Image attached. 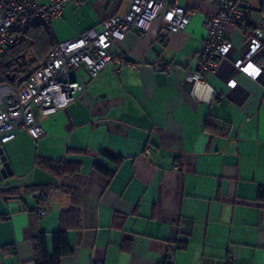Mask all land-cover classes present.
<instances>
[{
    "label": "crops",
    "instance_id": "obj_1",
    "mask_svg": "<svg viewBox=\"0 0 264 264\" xmlns=\"http://www.w3.org/2000/svg\"><path fill=\"white\" fill-rule=\"evenodd\" d=\"M161 1L193 11L183 32L155 21L142 37L114 41L113 57L135 69L112 62L93 80L81 72L86 88L66 108L35 110L41 136L19 131L2 147L12 176L0 175V264H33L40 234L51 254L59 230L72 249L60 264H160L166 256L171 264H264V87L223 60L218 73L189 83L217 0ZM242 5L258 18L260 0ZM125 10L124 0L66 4L60 18L77 28L61 41L52 30L64 42ZM225 38L244 41L232 26ZM10 90L0 85V106ZM38 157L80 170L57 177L36 166Z\"/></svg>",
    "mask_w": 264,
    "mask_h": 264
},
{
    "label": "built area",
    "instance_id": "obj_2",
    "mask_svg": "<svg viewBox=\"0 0 264 264\" xmlns=\"http://www.w3.org/2000/svg\"><path fill=\"white\" fill-rule=\"evenodd\" d=\"M109 4L114 0H101ZM245 0H217V12L203 22L207 39L200 51L198 71L189 75L188 82L199 85L208 73H218L220 62L244 72L264 87V10L254 13L243 7ZM123 14L104 19L99 29H91L64 42H58L45 62L26 77L25 82L5 94L0 106V147L14 140L16 133L25 131L37 138L43 129L35 120V110L52 115L68 106L74 95L86 88V80H93L112 62L136 67L123 57L114 58L110 52L113 42L129 33L142 37L153 22L160 21L172 34L183 32L193 11L177 2L161 0H124ZM71 3L81 9L86 0H0V56L7 48L18 45L29 28L52 24L60 18L64 6ZM232 26L244 37L239 47L225 38ZM168 72H172L168 70ZM2 161L0 158V169ZM36 215L43 217L46 210L38 208ZM175 249H172L174 251ZM171 262L173 256H166Z\"/></svg>",
    "mask_w": 264,
    "mask_h": 264
},
{
    "label": "trees",
    "instance_id": "obj_3",
    "mask_svg": "<svg viewBox=\"0 0 264 264\" xmlns=\"http://www.w3.org/2000/svg\"><path fill=\"white\" fill-rule=\"evenodd\" d=\"M261 9L264 10V0H260ZM58 41L52 30V24L39 25L28 29L24 39L16 46L7 48L0 56V85H7L12 90L21 86L28 74L41 66L50 51L57 45ZM21 55H24L21 57ZM210 129L209 127H206ZM213 129V128H212ZM104 156L112 163L118 164L121 160L109 154ZM36 166L46 170L57 177L73 175L79 172L80 163L66 162L64 160H50L36 158ZM94 170L104 177H113V172L107 168L95 164ZM257 200L264 202V188H260L257 193ZM33 264H60L63 257L72 253L68 242L66 231L59 230L52 235V253L47 250V237L40 234L33 239ZM160 264H171L167 257Z\"/></svg>",
    "mask_w": 264,
    "mask_h": 264
},
{
    "label": "rangeland",
    "instance_id": "obj_4",
    "mask_svg": "<svg viewBox=\"0 0 264 264\" xmlns=\"http://www.w3.org/2000/svg\"><path fill=\"white\" fill-rule=\"evenodd\" d=\"M67 4H69V6L72 5L71 3H67ZM65 12H72V11H70V10H68V9L65 8ZM76 12H78V11H76ZM253 19L256 20L255 18H253ZM72 21H73V18L70 19L69 21H66V17L63 15L60 19L58 18V20L55 21L57 23H55V22L52 23V27L54 29V32H55L56 37H57L58 40L61 41L62 40L61 39V36L62 35H67L70 31H72V29L75 30L77 28V23L76 22L73 23ZM56 24H60V27L61 28H57L56 27ZM81 72L82 71H79L80 74H81ZM4 146L5 145H3L2 147H4Z\"/></svg>",
    "mask_w": 264,
    "mask_h": 264
},
{
    "label": "water",
    "instance_id": "obj_5",
    "mask_svg": "<svg viewBox=\"0 0 264 264\" xmlns=\"http://www.w3.org/2000/svg\"><path fill=\"white\" fill-rule=\"evenodd\" d=\"M23 56L24 55H21V57H23ZM0 158L2 161V168L0 169V175L4 179H6L7 177L12 176V170H11L9 162L7 161V159L3 153L2 147H0Z\"/></svg>",
    "mask_w": 264,
    "mask_h": 264
}]
</instances>
